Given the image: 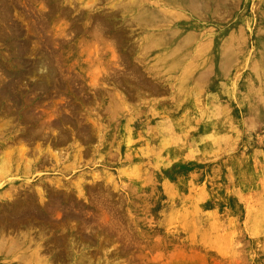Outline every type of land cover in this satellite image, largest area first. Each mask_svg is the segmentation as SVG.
<instances>
[{
    "label": "rangeland",
    "instance_id": "374dc122",
    "mask_svg": "<svg viewBox=\"0 0 264 264\" xmlns=\"http://www.w3.org/2000/svg\"><path fill=\"white\" fill-rule=\"evenodd\" d=\"M154 1L0 0L7 81L20 47L26 69L18 106L3 101L12 114L0 100V234L31 232L42 264H264V0H214L198 28H215L213 50H200L206 73L179 89L184 69L171 62L190 48L161 61L180 39L148 53L159 26L137 21L143 6L169 4ZM182 13L163 23L181 26ZM43 53L54 73L35 77ZM123 54L143 84L113 62ZM84 72H101L99 93ZM16 197L29 207L10 217Z\"/></svg>",
    "mask_w": 264,
    "mask_h": 264
},
{
    "label": "bare ground",
    "instance_id": "6f19581e",
    "mask_svg": "<svg viewBox=\"0 0 264 264\" xmlns=\"http://www.w3.org/2000/svg\"><path fill=\"white\" fill-rule=\"evenodd\" d=\"M159 1H162V2L160 3ZM159 1L155 0L153 3L154 4L156 3L157 5L162 7L167 2H169V4H166V6L167 5H170V6L174 5L176 7L181 8V10L183 9L182 12H185V10H187L192 14V16L186 17V21H184L183 23L180 22L181 26L178 25L179 27L172 28V27L167 26L163 22H166L169 19V17H171V18L175 17V15L177 17H179V15L183 14L182 12L175 13V15H171V14L169 15L168 11H167V10H169V8H166V6H165V8L155 10V9H152L151 5H150V8L148 6L147 7L143 6L140 13H138L139 14L138 20H137L138 23H146V24L151 23L153 26H155V25L159 26L158 31L153 32V35L146 39L147 44L145 45V49L148 53L156 50L159 47L161 48V47L167 46V44L169 42H171L172 39H175V38H179L180 40L178 41L177 45L172 43V45H174V46H172L173 48H172L171 52H165V53L158 52V54L155 57L160 58L161 61H165L166 59L171 58L172 55L174 54V52H176V50H180L181 48L182 49L188 48V47L190 48V53L185 55L186 57H183L182 60H173L171 62V69H173L174 67L184 69L181 73H179V77H176V79L174 81H171L172 88L173 89H176V88L179 89L182 87V85H184V83L186 82L188 77L192 76L189 78V80H195V79H198V77L200 75H203V73H206V71H203V63L204 62L200 61V57L202 54V53H200V50H202L204 48H208V49L212 48V50H213L214 40H215L214 39L215 28L208 27V29H206L204 31H199L198 28L201 29V28L206 27L205 24L202 22V18L204 17V15L208 14L212 18L215 16V11H217V10H215L213 7H211V4H213V3L215 4L214 0H159ZM151 2H152V0H151ZM105 11H108V10H105ZM112 11H111V13H112ZM177 12H178V10H177ZM159 23L160 24L163 23V24L160 26ZM99 24L101 25V28H103V30H104V29H107L109 27L110 23L107 20H103V21L101 20V21H99ZM184 25L188 26V29L184 30L182 28V27H184ZM262 30H264V29H262ZM203 39H205V40L207 39V41L202 42ZM229 47L226 48V50H225V51H227L225 54L226 59H223L221 64H220L221 69L227 67L226 65H228L229 62L231 63L234 59V54L232 53V50H230ZM78 48H79V46H78ZM193 49H194L195 54L192 57V60H190L191 55H192L191 53H192ZM35 50L38 51L39 49H35ZM24 51L25 50H23L20 47V49L16 55L11 54L9 56V62H10V65L12 66L13 71H14L13 73L15 74V77H13L10 82L7 81V76H8L6 74L7 68H6V66H4V64H2L0 62V100H2V104L6 103V101H8V100L13 101V103H14L13 105L19 104L20 98H19L18 93H17L18 90L17 91L14 90L13 85L19 86L23 82V79L25 76V72H24L26 70L24 68L25 62L23 61L22 56H20V55H23ZM37 53L38 52H36L35 54H37ZM86 57H89V56H86ZM207 57L211 58V55L207 56ZM89 58H91V57H89ZM115 58H117V56ZM85 59H87V58H85ZM186 60L188 61L186 66H184V67H182V65L180 66L182 61H186ZM120 61L126 63L128 68L130 69L129 70L130 73H132V76L135 78V80H137V82L143 84L139 79V75L137 74L138 68L133 63H131L129 55L123 54L121 57V60L118 57V59L113 61V62L116 63V62H120ZM208 62H210V64H212L213 59L211 61H208ZM31 66H30L31 67L30 73L33 74V76H35V77H37V76H41V77L42 76H49V75H52L54 73L53 58L51 56H49V54L43 53V57L41 59L33 62L31 64ZM46 68L48 69L47 72H45ZM147 68H149V67H147ZM106 69L107 68H105V70ZM106 73H108V72H106ZM101 75H102L101 72L100 73L96 72L93 74L91 73V75H89V73L84 72L83 74L81 73L80 76L86 81V83L89 85L91 90H93L96 94V93H99L101 91L102 87H104L103 86L104 83H100L101 77H102ZM103 78H104V76H103ZM115 78L117 79V77H115ZM73 84H74V82L71 79V85L73 86ZM117 84L120 85L121 84L120 81ZM152 87H154V86L152 85ZM40 89L43 90V83H40V84L36 83V85L33 86V91L35 90V92L37 90H40ZM154 89L158 90V89H156V87ZM85 98L86 97H84V100L87 99V98L86 99ZM118 98H119L118 101L120 100V103L123 104L124 103L123 102L124 97L118 94ZM259 98L261 100V98H263V97L260 96ZM3 101H4V103H3ZM86 102H87V100H86ZM4 107L6 108V111L8 114L13 113V109L11 106H7L6 104H4ZM28 116H27V118H28ZM23 129H25V128H23ZM34 133L36 135V132H34ZM33 135L28 134L26 136L27 138L25 137L26 140H30V139L34 138ZM44 138H46V137H44ZM4 156H7V155H4ZM11 158H12V161H11V165H12L14 163L13 156H11ZM2 161H3V158L1 157L0 162H2ZM9 162H10V159H9ZM12 201H14V204L17 203L18 205L14 209L12 208V210H10L8 212L10 217L11 216L14 217L15 214H18L21 211L22 212L26 211L25 208L29 207V206L26 207L25 204H20L22 201H20V199H18L17 197H16V200H12ZM27 210H30V209H27ZM31 213H33V212H31ZM2 218H4V217H2ZM1 232H2V234H0V237H1L0 238V264H42L43 263L41 251L38 248V247H42L43 244L42 243L38 244V242L35 240V238L32 237L31 232H24V233L21 232L19 235H17L15 238H12V239L9 238L10 235H9V237H7V235L4 234V231H1ZM61 237H63V236L61 235ZM33 242H35V244H37V246H36L37 249H31L29 247V245L32 244ZM56 246H57V244H56ZM156 255H155V257L152 256L153 259L157 258ZM162 256L163 255L158 256L157 259H159V257L162 258ZM165 257H167V256H165ZM45 260H46V264H51V262L53 264V261L55 262L57 260H59V261L62 260V256H56L55 260H54L53 256H52V258L48 257ZM72 264H85V263H83V262L77 263V260H73Z\"/></svg>",
    "mask_w": 264,
    "mask_h": 264
}]
</instances>
